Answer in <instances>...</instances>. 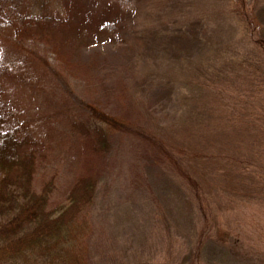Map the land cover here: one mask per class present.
Returning <instances> with one entry per match:
<instances>
[{
    "label": "rangeland",
    "instance_id": "obj_1",
    "mask_svg": "<svg viewBox=\"0 0 264 264\" xmlns=\"http://www.w3.org/2000/svg\"><path fill=\"white\" fill-rule=\"evenodd\" d=\"M257 41L264 0H0V113L34 187L59 205L97 175L88 264H264ZM86 105L125 126L103 156L72 128Z\"/></svg>",
    "mask_w": 264,
    "mask_h": 264
},
{
    "label": "trees",
    "instance_id": "obj_2",
    "mask_svg": "<svg viewBox=\"0 0 264 264\" xmlns=\"http://www.w3.org/2000/svg\"><path fill=\"white\" fill-rule=\"evenodd\" d=\"M249 14L248 10L247 20ZM85 110V123L72 128L94 155L103 156L110 150L109 138L124 132L125 126L93 105ZM4 122L0 113V264H88L89 211L97 175L74 178L65 200L52 206L54 180L36 190L38 158L33 144L19 127L8 129Z\"/></svg>",
    "mask_w": 264,
    "mask_h": 264
}]
</instances>
